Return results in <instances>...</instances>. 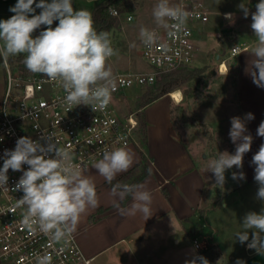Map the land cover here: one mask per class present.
<instances>
[{
  "label": "clouds",
  "instance_id": "clouds-1",
  "mask_svg": "<svg viewBox=\"0 0 264 264\" xmlns=\"http://www.w3.org/2000/svg\"><path fill=\"white\" fill-rule=\"evenodd\" d=\"M238 7L247 18L248 6L242 2ZM37 9L41 10L39 14H36ZM9 11L14 15L0 20V57L7 59L23 55L28 71L41 74L62 87L69 106L86 105L95 112L109 105L117 82L109 61L118 55V50L112 46L108 32L97 31L89 10L75 9L72 0H17ZM190 15L186 5L173 4L171 0H157L152 9L156 26L169 30V35L184 30ZM225 18L231 21L233 14L227 13ZM251 21L256 41L245 72L257 87L264 88V0L255 5ZM54 22H58L55 27ZM41 26H45L44 29L34 36ZM139 36L149 49L159 40L155 29L144 26H141ZM254 118L252 113L243 118L231 117L229 137L235 145V152H218L207 164L206 171L213 173L216 184L222 188L226 171L234 166L242 169L244 155L251 150L253 137L248 133L246 121ZM257 136L264 137V121L257 128ZM41 140L44 142L20 137L13 150L4 151L0 189H8L10 169L22 171L12 190L23 193L16 202V207L24 210L23 223L30 231L66 245L81 217L99 206L97 188L89 170L74 163L70 151L58 147L51 136L44 134ZM101 155L102 158L92 167L108 184L135 163V154L126 146L105 148ZM251 164L254 165V181L258 184L256 199L264 203V143L253 155ZM25 165L28 166L26 170ZM238 178L243 180L246 177L242 171L233 172L232 179ZM109 195L122 216L140 213L147 220L153 215V195L146 182L134 185L117 183ZM129 196L132 203L121 207L120 202ZM241 225L242 230L235 233V240L241 244L247 242V247L254 249L257 255L264 254V207L259 212H247ZM34 255L35 264H52L51 255ZM186 264H208V260L198 256ZM236 264L245 262L237 259Z\"/></svg>",
  "mask_w": 264,
  "mask_h": 264
},
{
  "label": "crops",
  "instance_id": "crops-1",
  "mask_svg": "<svg viewBox=\"0 0 264 264\" xmlns=\"http://www.w3.org/2000/svg\"><path fill=\"white\" fill-rule=\"evenodd\" d=\"M0 3L7 2L0 0ZM252 9H249V15ZM227 13L231 12L222 13L224 20H228L223 17ZM243 20L247 21L248 17L242 14L237 18L235 27ZM251 22H248L249 25ZM202 33L199 31V34ZM240 33L249 36V40L243 44L250 48L229 62L228 74L220 75L234 74L236 98L232 106H226L225 109L220 107V110L218 108L221 114H225L219 117L218 133L223 138L229 134L231 117L243 118L247 113L254 114L253 120L246 121L253 143L243 158L246 178L242 180L241 188L231 192L222 191L220 206L212 208V191L208 189L212 175L207 177L199 168L181 139L177 138L167 147L162 146V150L160 143L159 147L156 146L155 142L160 137L146 122V140L138 146L127 147L135 154V163L116 178L133 171L128 181L136 180L142 172L139 164L143 152L150 173L137 184L146 182L152 192L153 215L147 220L140 213L135 216L120 215L113 206V197L109 195L112 186L96 169H89V175L96 184L99 206L81 217L74 234L85 256L92 259V264H186V261L200 255L201 250L195 247V241L202 248L216 245L221 249V257L216 264H236L237 259L243 260L245 264H264V254L257 255L254 249L247 247V242L241 244L235 240V233L242 230L244 215L249 211L259 212L264 207V203L256 199L258 184L254 181V165L251 164L253 155L264 143V137L257 136V128L264 121V88L257 87L245 72L256 41L253 30ZM215 57L217 60L218 54ZM200 110L208 119L207 126L211 127L210 118L216 106L205 103L202 108L199 107ZM230 142L221 140L216 144L220 151L229 145L235 149V145ZM144 148H147V153ZM165 148L168 150L166 160L163 159ZM122 202L121 207H128L132 203L131 196L125 205ZM231 215L235 218L229 221Z\"/></svg>",
  "mask_w": 264,
  "mask_h": 264
},
{
  "label": "built area",
  "instance_id": "built-area-1",
  "mask_svg": "<svg viewBox=\"0 0 264 264\" xmlns=\"http://www.w3.org/2000/svg\"><path fill=\"white\" fill-rule=\"evenodd\" d=\"M175 4L186 5L191 13L184 30L169 35L167 29L154 28L159 34L156 44L149 49L142 43L143 58L151 71L117 73L115 91L104 110L94 112L90 106L67 105L66 93L58 83L41 74L12 69L8 58L2 57L7 83L0 100V167L4 151L13 150L18 138L24 136L41 143L44 134L53 137L58 147L70 151L74 163L88 170L102 158L105 148L138 146L139 117L135 112L124 113L121 108L128 98L127 92L154 88L159 75L193 65L199 51L197 27L208 23L212 15L204 0H175ZM111 14L120 19L123 13L112 8ZM126 20L131 22L133 17L128 16ZM249 48L246 44L234 45L228 55H218V73L228 74V60ZM179 92L181 100L177 104L184 100L182 91ZM23 167L26 170L28 166ZM21 175L22 171L10 169L8 189H0V264H35V253L51 255L52 264H92V259L80 248L76 234L62 245L25 226L24 210L16 207L23 193L12 190ZM194 244L202 250L198 241Z\"/></svg>",
  "mask_w": 264,
  "mask_h": 264
},
{
  "label": "rangeland",
  "instance_id": "rangeland-1",
  "mask_svg": "<svg viewBox=\"0 0 264 264\" xmlns=\"http://www.w3.org/2000/svg\"><path fill=\"white\" fill-rule=\"evenodd\" d=\"M16 2L17 0H11L7 3H0V20L8 19L14 15V13L9 11V8L14 6ZM72 2L75 9H86L92 14L95 7L102 3L95 0H72ZM156 2L157 0H133L127 11L118 19L119 24L109 33L112 46L118 50V55L112 57L109 61L114 75L117 73L151 71L150 66L143 58L139 31L141 26L150 29L162 28L156 26L152 16V9ZM204 2L213 14L208 23L197 27L196 44L199 51L195 63L189 67L172 71L173 73H163L162 75L172 74L162 77V83H156L154 88L144 89L143 91L140 89L128 91V98L122 103L121 108L124 113L135 112L138 117L144 116L146 122L155 129V134L159 135L160 139L156 140L157 142L155 143L158 147V143H160L161 150L162 146L167 147L172 145V141H177V138L181 139V142L194 157L195 163L199 168L204 171L207 177L212 175L208 189L212 191L211 200L212 208H214L215 206H220L222 191L231 192L241 188L242 180L239 178L232 179V173L243 172V167L242 169H237L234 166L232 169L227 170L225 173L226 182L222 188L216 184L213 173L206 171L208 162L215 158L218 152H235V149H231L230 145L225 150L220 151V147L216 144L221 140L231 141L229 134L224 135L223 138L218 133L220 130L219 117L224 114H221L219 110L223 107L225 109L226 106H232L235 103L236 96L234 74L230 73L227 76H220L216 70L218 61L215 56L216 54L228 55L234 45H243V42L249 40L247 34L244 35L240 32L252 31L251 24L249 25L248 23L249 21L251 22V14L248 16L247 21H239L236 28L235 22L243 14L238 6L243 2L249 9L253 8L251 10L252 13L255 11V5L259 0H204ZM171 3L175 4V0H171ZM40 11V9H37L36 14H39ZM226 11L234 15L233 20H224L222 18V13ZM128 16L133 17L131 22H127L126 18ZM42 27L44 28L45 26ZM37 31L34 32V36L38 35ZM199 31L203 33L199 34ZM133 43L135 47H130ZM20 56L8 57V60L10 62V58L18 59ZM235 58L229 59L228 65ZM11 68L15 70L21 69L18 62H11ZM158 79L159 76L157 77V82ZM164 82H170V92L156 102L142 108L147 92L159 93L158 91L164 86ZM6 83L7 72L0 57V100L4 94ZM177 90H181L184 95V101L180 104H176L170 97V94ZM205 103L216 106V110H213L210 118L211 127L207 126L208 119L202 115V111H198L199 107L202 108ZM230 127H228V131ZM138 141L142 143L141 133L138 134ZM144 149L147 153V148ZM167 154L168 150L165 148L163 150V156L165 155L163 159H167ZM234 218V215L228 217L229 221ZM228 219L225 218L227 223ZM207 248L209 246L202 248L199 254L207 250Z\"/></svg>",
  "mask_w": 264,
  "mask_h": 264
},
{
  "label": "trees",
  "instance_id": "trees-1",
  "mask_svg": "<svg viewBox=\"0 0 264 264\" xmlns=\"http://www.w3.org/2000/svg\"><path fill=\"white\" fill-rule=\"evenodd\" d=\"M133 0H104L102 3H99L94 11H93V19L95 22V28L97 31H106L110 33L113 29L116 28V26L119 24L118 19L114 17L111 14L112 8H116L119 10L120 13H125L127 11L128 6L131 5ZM58 22H54L53 27L56 26ZM44 28L41 26V29H38L39 31L43 30ZM2 58V57H1ZM23 56L18 57V59H13L10 58V62H18L20 64V68L22 71H24L27 74H30L31 72L28 71L23 63ZM173 73V72H172ZM169 73V74H172ZM169 74H164V75H159V79L157 83H162V77H166ZM162 78V79H161ZM166 81V79H165ZM163 87L159 89V93L154 94L151 91H148L147 94L145 95V102L142 105V108H145L151 103H154L170 91V82H164ZM139 123H140V128H139V133L142 134V141L146 140V120L143 115L139 117ZM139 166H142V172L141 174L136 178V180L130 182L128 181L131 178V175L133 171H130L116 179L113 180L112 184H109L110 186H113L117 183L120 184H127V185H134L140 182L143 178H145L149 173L150 170L148 169L146 165V156L143 152H141V163ZM138 168V167H137ZM129 197L125 199V201L122 202V205H125L127 203V200ZM199 256H202L208 260V264H216L220 257H221V249L216 246V245H211L207 250L203 251Z\"/></svg>",
  "mask_w": 264,
  "mask_h": 264
},
{
  "label": "bare ground",
  "instance_id": "bare-ground-1",
  "mask_svg": "<svg viewBox=\"0 0 264 264\" xmlns=\"http://www.w3.org/2000/svg\"><path fill=\"white\" fill-rule=\"evenodd\" d=\"M175 103L181 100V93L179 91L173 92V96H170Z\"/></svg>",
  "mask_w": 264,
  "mask_h": 264
}]
</instances>
